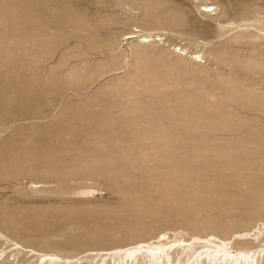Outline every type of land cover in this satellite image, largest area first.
<instances>
[{
    "label": "rangeland",
    "instance_id": "obj_1",
    "mask_svg": "<svg viewBox=\"0 0 264 264\" xmlns=\"http://www.w3.org/2000/svg\"><path fill=\"white\" fill-rule=\"evenodd\" d=\"M161 234L264 249V0H0V264Z\"/></svg>",
    "mask_w": 264,
    "mask_h": 264
},
{
    "label": "bare ground",
    "instance_id": "obj_2",
    "mask_svg": "<svg viewBox=\"0 0 264 264\" xmlns=\"http://www.w3.org/2000/svg\"><path fill=\"white\" fill-rule=\"evenodd\" d=\"M201 7H203L205 12L212 10V8L207 5H201ZM149 36L152 37V35ZM149 36L143 37V39L145 40L149 38ZM134 38L135 36L133 34L124 36V40H131ZM157 41L159 42V40ZM138 46H142V43L138 44ZM197 56L199 55L196 54L195 57ZM83 194L93 198L98 192L95 189L88 188L83 190ZM247 240V234H243L240 235L239 238L234 239L232 243L230 241H220L214 237L205 239L193 238L186 242L177 238L171 240L166 234H161L156 244L148 246V243H141L138 244L137 247L125 250L122 254L117 256L113 264H138L141 260L143 262L141 261L140 264H164L166 261L170 264H258L259 259L261 257L263 258L264 249L260 246L263 240L254 243L256 245L250 244ZM192 244H202L198 253L197 250L189 254ZM244 244L252 245L251 250L244 249L242 247ZM26 251L35 254L33 250L26 249ZM39 259L43 260V264H69L67 262L61 263L62 260L60 258L48 254L40 255Z\"/></svg>",
    "mask_w": 264,
    "mask_h": 264
}]
</instances>
